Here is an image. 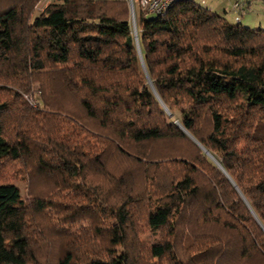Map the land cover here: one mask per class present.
Instances as JSON below:
<instances>
[{"label": "trees", "instance_id": "trees-1", "mask_svg": "<svg viewBox=\"0 0 264 264\" xmlns=\"http://www.w3.org/2000/svg\"><path fill=\"white\" fill-rule=\"evenodd\" d=\"M38 1L0 8V164L30 195L0 182V264H264V28L173 0L135 42L126 0Z\"/></svg>", "mask_w": 264, "mask_h": 264}, {"label": "rangeland", "instance_id": "rangeland-1", "mask_svg": "<svg viewBox=\"0 0 264 264\" xmlns=\"http://www.w3.org/2000/svg\"><path fill=\"white\" fill-rule=\"evenodd\" d=\"M53 1H58V0H39L35 6H34V9H33V15H37L39 12H41L44 7L50 3V2H53ZM127 1V4H128V9H129V19H130V24L131 26H134V29L135 31L137 30L136 28V21H135V13L136 11L138 12V10H141L136 2L134 3V9L132 10L131 9V5H130V0H126ZM133 1H136V0H133ZM206 3L209 5V0H205ZM220 1V6L221 4L224 2V1H221V0H218ZM231 2V0H228ZM227 3V0L225 1ZM253 3H256V2H253ZM257 6H253L251 7V9L249 11H245L242 15H243V19L242 21L240 22L241 24H243L244 26H248L250 28H264V4H261L259 2L256 3ZM7 5L5 4V0H0V8H4L6 7ZM232 10H234L233 8V5L232 7H230ZM132 10V11H131ZM219 10V9H218ZM240 10V9H239ZM132 13H131V12ZM142 11V10H141ZM226 18L231 21V22H235L233 20V16H234V13H232V11L228 10V13H226ZM259 15H261L260 19L257 17ZM153 13H147V16L150 17L152 16ZM248 19H250L251 21H249ZM137 32V31H136ZM34 91L36 92V88H34ZM35 94V93H34ZM28 95L26 96L27 100L29 101V103H31L32 105L34 104V102L36 103V101H38V97H36V95ZM6 95L5 92H1L0 91V99L4 98ZM36 98V101L34 100ZM164 109L166 110L165 106H164ZM169 115H171V113L169 111H166ZM173 123H176L178 125L179 122L177 119H174L173 120ZM156 143V144H154ZM151 150L152 152H156V150H159V151H162L164 148H168V147H174V145H180V143L178 142H167V143H160V142H154ZM244 145H240L239 148H242ZM23 170H21V162H16V161H6L4 163H1L0 164V182H14L16 183L17 185H19V187L21 188V194H22V197L25 198V199H29L30 198V195H28V190H27V177L24 176V174H22ZM33 187L35 191H40V190H43L44 191H49V188H50V182H45L43 180H41L40 178L36 177L35 179H32L30 180V188ZM52 214H50V217L52 219ZM81 224H86V221L85 220H76L75 222H72V223H69V224H66L65 226H68L70 229H77V228H80L81 227ZM148 236V235H147ZM149 239L153 238L154 239V236L152 235H149L148 236ZM230 264H252V263H246L244 261H233L231 262Z\"/></svg>", "mask_w": 264, "mask_h": 264}, {"label": "crops", "instance_id": "crops-1", "mask_svg": "<svg viewBox=\"0 0 264 264\" xmlns=\"http://www.w3.org/2000/svg\"><path fill=\"white\" fill-rule=\"evenodd\" d=\"M221 1H224L221 4V6L219 5L220 4V1H218V0H209V5L204 0L203 5L206 6V7H208L212 11H215L218 14H221V15H223L225 17L227 15L226 13H228V10H230V11H232V13H234V16H233V19H234L236 13L230 7H232V4H233V2L235 0H231V2L227 0V3L225 2L226 0H221ZM240 2L242 4V9L238 10L239 22H241L242 19L244 18L243 17V15H244L243 13L245 11H249L251 9V7H253L254 5L257 6V4H256L257 2H259L261 4H264V1H258V0H240ZM253 2H256V3H253ZM260 16L261 15L258 14L257 17L260 19L261 18ZM248 20L251 21L250 19H248Z\"/></svg>", "mask_w": 264, "mask_h": 264}, {"label": "built area", "instance_id": "built-area-1", "mask_svg": "<svg viewBox=\"0 0 264 264\" xmlns=\"http://www.w3.org/2000/svg\"><path fill=\"white\" fill-rule=\"evenodd\" d=\"M173 0H130L131 9H134V3L136 2L137 6L145 12L153 13V14H159L162 13L167 6L172 2ZM258 1H264V0H258ZM233 8L234 12L236 13L234 19L239 20V14L238 10L242 9V4L239 0H235L233 2Z\"/></svg>", "mask_w": 264, "mask_h": 264}, {"label": "water", "instance_id": "water-1", "mask_svg": "<svg viewBox=\"0 0 264 264\" xmlns=\"http://www.w3.org/2000/svg\"><path fill=\"white\" fill-rule=\"evenodd\" d=\"M132 11V10H131ZM130 11V12H131ZM132 13V12H131ZM133 27V36H134V38H135V42H137V38H136V31H135V29H134V26H132ZM149 83H150V85H151V87L153 88V86H152V84H151V82L149 81ZM181 128H182V126L181 125H179ZM183 129V128H182ZM184 130V129H183ZM185 131V130H184ZM186 133H187V135H189V137H191L193 140H195L187 131H185ZM201 146V145H200ZM202 147V146H201ZM203 148V147H202ZM204 149V148H203ZM204 151L211 157V159L221 168V170L222 171H224L223 170V168L221 167V165H220V163L211 155V154H209V152L206 150V149H204ZM224 173L227 175V177L229 178V180L233 183V181H232V179L229 177V175L224 171ZM234 184V183H233ZM235 185V184H234Z\"/></svg>", "mask_w": 264, "mask_h": 264}]
</instances>
